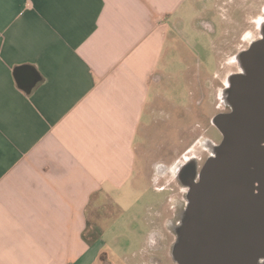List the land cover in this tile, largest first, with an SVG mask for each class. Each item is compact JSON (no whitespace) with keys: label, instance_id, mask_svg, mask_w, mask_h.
<instances>
[{"label":"crops","instance_id":"obj_1","mask_svg":"<svg viewBox=\"0 0 264 264\" xmlns=\"http://www.w3.org/2000/svg\"><path fill=\"white\" fill-rule=\"evenodd\" d=\"M197 2L0 0V264H97L104 245L91 237L101 227L90 207H123L139 181L153 186L155 170L165 173L163 159L149 157L156 122L174 121L167 130L181 147L187 132L202 144L206 104L198 111L191 98L206 73L198 42L208 44L213 27L197 23ZM172 53L183 70H172ZM23 70L34 75L28 90ZM173 72L189 87L188 104L165 92ZM163 142L164 152L181 148Z\"/></svg>","mask_w":264,"mask_h":264},{"label":"water","instance_id":"obj_2","mask_svg":"<svg viewBox=\"0 0 264 264\" xmlns=\"http://www.w3.org/2000/svg\"><path fill=\"white\" fill-rule=\"evenodd\" d=\"M247 66L227 79L236 93L228 101L232 112L212 119L223 136L215 157L189 179L172 249L176 264H255L264 258V56L248 57ZM34 81L29 70L19 72L22 87L28 90Z\"/></svg>","mask_w":264,"mask_h":264},{"label":"rangeland","instance_id":"obj_3","mask_svg":"<svg viewBox=\"0 0 264 264\" xmlns=\"http://www.w3.org/2000/svg\"><path fill=\"white\" fill-rule=\"evenodd\" d=\"M263 3L264 0H198L196 8L200 12V15L197 23L208 21L213 27V35L208 37L211 38L208 44L205 41L206 36L200 37L198 54L200 60L205 63L206 73L210 75L215 72V77H217L213 80V77L207 76L204 71L200 72L199 86L196 85V89L193 90L194 96L191 98L193 101H196L194 107L198 111L202 108L203 104H206L201 112V123L203 125L202 144L200 145L199 140L195 144L194 138L189 137L190 133L187 132V136L185 135V138L182 139L183 143L186 140L187 143L185 142V146L181 147L177 144V131L175 129L167 130V127L171 126V123L172 125L175 124L174 121L156 122V128L159 126L160 129L152 136V140L148 145L149 157L151 160L163 159L165 173L160 176L155 170L156 178L155 185L153 186L144 185L139 181L135 187H132L128 191L132 197H127L123 202V207L117 206L116 210H111L108 207L100 211H95L92 206L90 207V223L92 225L96 222L99 223L101 227L100 240L104 245L102 249L103 253L100 254L97 264H176L172 258V249L177 241V227L181 220L177 223L175 215L181 208L183 209L181 216L184 215L187 206L186 196L189 191V179L191 177L185 183L179 181L176 177L178 176L176 168L179 164L177 160H182L183 157L188 160L195 156L198 168H201L207 160L206 157L208 156L209 149L206 142L212 141L214 134L216 137L218 136L214 130H211L210 124V118L216 112L214 106L216 105L215 99L213 100L215 97L214 93H216V88L222 84L226 75L236 70L235 65L231 64V66H228L226 63V61L231 62L232 58L230 55L247 44L245 41H240L238 35L234 34L233 29L237 28L236 33L242 32L243 34L252 30L253 23L250 20L256 18L258 10ZM223 18L226 20L231 18V22H234L238 26L223 21ZM192 39L193 36L190 30H185L183 41L187 43V47L192 45ZM213 47L218 49L219 69H214ZM171 56L170 64L174 67L172 70H175L177 69L178 60L173 57V53ZM172 75L174 82H171L165 91L168 98L172 101L188 104L190 100L189 87L184 86L179 76L174 72ZM189 81L191 80L189 79ZM203 83L204 87L210 88L212 86L211 88L214 89L211 90L213 98L210 99L213 103L208 102L210 89H208L207 93L203 87ZM212 133L213 135H211ZM162 142L165 144V148L169 147L170 143L179 145L181 148L179 151L178 148H174V152L165 149L164 152V148L159 146ZM196 173L195 171L192 177ZM145 200L163 203L164 207L145 209ZM171 219L173 224L176 222L174 231H170L169 229L168 222ZM150 224L154 228L150 227ZM90 228L93 230L92 226ZM152 228L155 231H152L150 235Z\"/></svg>","mask_w":264,"mask_h":264},{"label":"flooded vegetation","instance_id":"obj_4","mask_svg":"<svg viewBox=\"0 0 264 264\" xmlns=\"http://www.w3.org/2000/svg\"><path fill=\"white\" fill-rule=\"evenodd\" d=\"M222 20L224 21V18ZM250 21H252L253 23V27H252L253 29L250 30L248 33L247 32L244 34L242 32L236 33L238 29L237 28L233 29L234 34L238 35V38L240 39V41H245L247 44L245 46L243 45L240 49H238L235 53L232 54L231 63L235 65L236 70L227 74L222 84L219 85L217 88L216 94H217V99H218V102H217L218 105L216 107V112H215L214 117L223 116L225 114H229L232 112V107L230 106V104H228V101L232 102V99L235 98L236 93L234 92L235 91L234 89L232 91L230 90V88L232 89L233 86L229 87V85L227 84L228 83L227 79L232 75L241 74L243 72V69H248V66H247L248 57L264 56V3L261 6V8H259L256 18ZM227 23H233L235 26H238L234 22H231V18H229ZM227 88L229 89L226 92ZM214 129H215L214 131L216 132V134H218V136L216 137V135L214 134L212 138L213 140L206 142L207 148L209 149L208 156L206 157L207 159L210 157H215L216 148L221 144L223 140V136L218 131V129L216 127ZM201 168H198V162L196 161V157L189 158L183 164H178L176 171L178 174L179 181L181 183L182 182L185 183L189 181L188 180L189 177L192 176L195 171L197 172L196 174H198ZM197 180L198 178L196 179V181ZM178 211L179 212H177L175 215V219L177 220V223L178 221L181 220V217H182L181 214L183 213V209L181 208ZM237 222L239 223L238 220L237 221H235L234 219L231 220V223L233 224H237ZM175 227H176V222L173 224V221L171 219V221L169 222L170 231H174ZM231 228H234V227H231ZM242 257L244 260H246L248 257V260H249L248 252H245L244 250L242 252ZM255 264H264V258H257L255 261Z\"/></svg>","mask_w":264,"mask_h":264},{"label":"trees","instance_id":"obj_5","mask_svg":"<svg viewBox=\"0 0 264 264\" xmlns=\"http://www.w3.org/2000/svg\"><path fill=\"white\" fill-rule=\"evenodd\" d=\"M96 233H98V234H96ZM100 233H101V231H99L98 228H97V230L96 229H93V231L91 232L92 239L100 237Z\"/></svg>","mask_w":264,"mask_h":264}]
</instances>
